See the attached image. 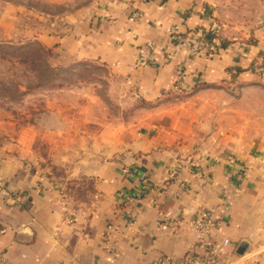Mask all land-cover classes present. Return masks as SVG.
<instances>
[{
	"label": "crops",
	"instance_id": "obj_1",
	"mask_svg": "<svg viewBox=\"0 0 264 264\" xmlns=\"http://www.w3.org/2000/svg\"><path fill=\"white\" fill-rule=\"evenodd\" d=\"M44 20L33 38L108 67L122 112L108 155L71 180L0 158V264H198L206 213L230 240L221 264H264V0H92ZM204 31L222 36L215 53H175Z\"/></svg>",
	"mask_w": 264,
	"mask_h": 264
},
{
	"label": "rangeland",
	"instance_id": "obj_2",
	"mask_svg": "<svg viewBox=\"0 0 264 264\" xmlns=\"http://www.w3.org/2000/svg\"><path fill=\"white\" fill-rule=\"evenodd\" d=\"M91 2L0 0V158L35 159L62 181L108 155L124 94L108 67L57 61L29 29Z\"/></svg>",
	"mask_w": 264,
	"mask_h": 264
},
{
	"label": "built area",
	"instance_id": "obj_3",
	"mask_svg": "<svg viewBox=\"0 0 264 264\" xmlns=\"http://www.w3.org/2000/svg\"><path fill=\"white\" fill-rule=\"evenodd\" d=\"M208 12L207 8L202 10ZM133 16H137L134 11ZM177 49L175 51H183L187 55L196 57L204 55H212L220 45V38L214 37L208 39L203 32H195L193 34L180 35L177 38ZM154 54L151 43H148L142 50L136 66L142 67L153 61ZM191 224L196 230V241L194 247L190 251L191 257L196 258L198 264H221L222 255L225 253L226 247L230 244L229 239H223L220 243L216 239L217 223L212 218V214L206 213L201 217L192 219ZM201 249L202 252L199 251ZM162 264H177L173 259L166 258ZM187 264H195L191 258Z\"/></svg>",
	"mask_w": 264,
	"mask_h": 264
},
{
	"label": "trees",
	"instance_id": "obj_4",
	"mask_svg": "<svg viewBox=\"0 0 264 264\" xmlns=\"http://www.w3.org/2000/svg\"><path fill=\"white\" fill-rule=\"evenodd\" d=\"M203 34L208 39H212V38H214L216 36L219 37L220 38V45L219 46L223 45V43H222L223 42V38H222V36L219 33L212 32V31H209V32H205L204 31Z\"/></svg>",
	"mask_w": 264,
	"mask_h": 264
}]
</instances>
